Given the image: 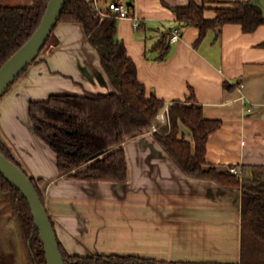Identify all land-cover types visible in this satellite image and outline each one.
Returning a JSON list of instances; mask_svg holds the SVG:
<instances>
[{
    "label": "crops",
    "instance_id": "0c3cea01",
    "mask_svg": "<svg viewBox=\"0 0 264 264\" xmlns=\"http://www.w3.org/2000/svg\"><path fill=\"white\" fill-rule=\"evenodd\" d=\"M27 5L33 0H5ZM25 1L26 4H19ZM202 4L204 0H196ZM208 1L206 16L218 1ZM253 1V0H252ZM189 0H136L144 26L117 22V36L134 60L147 93L171 105L192 93L204 116L221 120L207 145V160L220 170L264 165V24L247 32L241 24L210 29L199 40L173 7ZM180 26L165 59L158 45ZM57 41L0 98V137L29 175L43 178L46 208L58 239L70 254L136 255L167 262L232 263L241 260L242 191L214 180L187 175L154 133L128 138L127 180L77 179L60 175L55 152L34 132L32 100L53 93L111 92L97 52L77 22H61ZM242 82L243 88H237ZM253 110L247 112L241 94ZM186 138L194 143L188 129Z\"/></svg>",
    "mask_w": 264,
    "mask_h": 264
},
{
    "label": "trees",
    "instance_id": "16d2710c",
    "mask_svg": "<svg viewBox=\"0 0 264 264\" xmlns=\"http://www.w3.org/2000/svg\"><path fill=\"white\" fill-rule=\"evenodd\" d=\"M48 1L33 0L27 5L0 3V67L37 30ZM208 3L189 0L187 5L173 7L177 20L184 27H199V40L210 29L219 30L227 23L241 24L247 32L264 24L263 12L252 0L214 2L216 15L212 18L205 14ZM61 22H77L83 26L86 38L97 52L114 90L53 93L45 99L32 100L28 112L33 130L55 152L60 175L77 179L127 180L129 168L123 143L148 131L166 101L155 92L148 94L145 84L139 80L136 63L128 55L124 41L117 36V18H101L92 12L87 0H66L56 27ZM143 26L144 23L139 29ZM158 48V59H165L170 52L169 35L163 36ZM221 124V120L204 116L202 104L192 93L187 101L171 103V129L167 125L160 126V132L154 135L187 175L241 189L240 262H167L136 255H76L70 254L58 239L65 264H264V165H244L241 175L210 165L207 160L208 140ZM182 128L192 133L194 143L186 138ZM0 151L24 169L1 137ZM31 179L46 206L44 179L35 176ZM0 192L3 202L8 203V206L0 208V218L8 214V218L19 225L29 264H47L45 248L27 199L1 173ZM49 217L54 225L50 214Z\"/></svg>",
    "mask_w": 264,
    "mask_h": 264
},
{
    "label": "water",
    "instance_id": "95a60500",
    "mask_svg": "<svg viewBox=\"0 0 264 264\" xmlns=\"http://www.w3.org/2000/svg\"><path fill=\"white\" fill-rule=\"evenodd\" d=\"M66 0H49L42 21L34 34L0 67V98L25 68L33 63L46 46L61 18ZM264 17V0H253ZM0 173L17 187L27 199L35 225L45 248L47 264H65L58 236L46 206L36 190L31 175L0 151Z\"/></svg>",
    "mask_w": 264,
    "mask_h": 264
},
{
    "label": "built area",
    "instance_id": "2783aa9c",
    "mask_svg": "<svg viewBox=\"0 0 264 264\" xmlns=\"http://www.w3.org/2000/svg\"><path fill=\"white\" fill-rule=\"evenodd\" d=\"M92 12L99 15L101 18L115 17L120 19H129L132 22V27L134 30H138L142 24L143 20L138 16L135 11V1L136 0H87ZM171 33L169 35V42L174 43L180 40L182 34V28L180 26H175L171 28ZM237 88L242 89L243 83L239 82ZM241 100L244 103L247 112H251L253 108L246 102V95L241 94ZM158 123L153 122L149 132L155 133L160 132V123L170 124V105L164 106V108L158 113ZM230 171L236 174H242V168L237 166L230 167Z\"/></svg>",
    "mask_w": 264,
    "mask_h": 264
},
{
    "label": "rangeland",
    "instance_id": "374dc122",
    "mask_svg": "<svg viewBox=\"0 0 264 264\" xmlns=\"http://www.w3.org/2000/svg\"><path fill=\"white\" fill-rule=\"evenodd\" d=\"M4 2L7 4V1L0 0L1 4H3ZM24 2L25 1H20L19 4H26ZM56 41H57L56 33L54 31L50 42L41 52V55L45 54L46 51H48ZM158 121H159L158 117L156 116L154 122L158 123ZM159 123L160 126L167 125L168 129H171L170 124L168 125L163 122H159ZM23 168L26 170L25 167ZM3 201H4L3 196L2 193L0 192V208L8 206L7 205L8 203L6 201L5 202ZM8 216L9 215L7 214V216H5L4 218H0V264H29L26 245L23 240L20 227L14 219H10L8 218Z\"/></svg>",
    "mask_w": 264,
    "mask_h": 264
}]
</instances>
